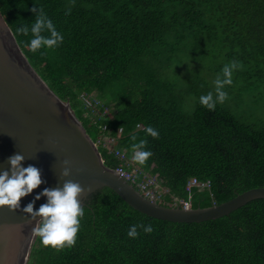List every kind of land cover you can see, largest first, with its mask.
<instances>
[{"label": "trees", "instance_id": "16d2710c", "mask_svg": "<svg viewBox=\"0 0 264 264\" xmlns=\"http://www.w3.org/2000/svg\"><path fill=\"white\" fill-rule=\"evenodd\" d=\"M38 10L64 39L33 53L31 31L17 28L30 29ZM0 13L30 64L69 101L93 140L122 127L116 145L132 156L131 137L146 139L152 156L138 165L173 183L179 197H186L189 177L210 181L211 189L194 191L193 208L264 187L258 107L250 105L241 119L251 100L239 91L230 97L227 85L229 96L214 111L200 102L209 92L215 96L205 70L213 61H236L232 80L257 77L264 86V0H0ZM81 94L107 115L86 110ZM149 125L158 138L145 134ZM99 151L115 167L116 159L102 146ZM82 205L76 244L57 250L37 236L27 264H264V198L215 219L181 223L143 214L108 187ZM141 224L154 230L138 227L139 235L129 237V228Z\"/></svg>", "mask_w": 264, "mask_h": 264}, {"label": "water", "instance_id": "95a60500", "mask_svg": "<svg viewBox=\"0 0 264 264\" xmlns=\"http://www.w3.org/2000/svg\"><path fill=\"white\" fill-rule=\"evenodd\" d=\"M17 153L25 156V167L39 168L44 180L21 198V207L35 201L38 209L47 198L36 200L37 193L44 188L62 187L65 180L83 187L79 197L82 204L92 192L106 186L139 212L172 222L215 219L252 199L264 198V187H256L220 204L185 210L141 196L104 164L69 101L60 98L39 76L0 13V172L10 169L8 158ZM65 167L71 169L67 177L62 175ZM28 219L20 210L0 207V264H27L37 238L32 231L35 222Z\"/></svg>", "mask_w": 264, "mask_h": 264}, {"label": "clouds", "instance_id": "9594fccd", "mask_svg": "<svg viewBox=\"0 0 264 264\" xmlns=\"http://www.w3.org/2000/svg\"><path fill=\"white\" fill-rule=\"evenodd\" d=\"M33 11L36 10L34 9ZM68 11L70 12L71 9ZM17 31L23 35H28L29 31H31L32 39L28 46L33 53H36L43 48L52 49L58 47L64 39L62 33L57 30L53 21L47 17L42 10H38L35 22L30 29L28 26H21L17 28ZM44 33H48V35H44ZM238 67L239 65L236 61L223 66V78L218 76L215 80V96L212 92H209L207 95H202L200 97L202 105L209 110L214 111L218 102L223 103L228 98V93L224 90L225 85H231L233 83V70ZM84 108L87 110L86 107ZM98 111L99 118L101 119L107 115V109ZM138 126L141 127V125ZM120 128L122 129V127H119L118 130ZM106 130L107 126L105 130L101 128L102 132H105ZM118 130L116 136H106L103 133L97 137V140H93L96 147H98V150L99 146H102L108 154L116 159V165L115 167H109L101 155L102 161L108 168L112 169L116 175L129 183L141 196L150 201L166 205L163 203L162 194L159 191V185L163 183L164 180L157 178L155 175L147 170H143L139 166L145 165L148 159L152 156L151 150L146 147L147 140L140 139L137 141V137L132 136V156H129L123 148L116 145L117 137L122 132L121 130L119 133ZM145 134L150 135L153 138L159 137V131L151 125L145 128ZM107 137H113L115 139L114 144L111 147L104 145V140ZM115 150L124 152L128 160V164L124 165V167L132 174L130 180L125 179L115 172V168L122 164V161L116 156ZM24 160L25 156L23 154H14L8 158L10 169L0 172V207L7 206L10 211L20 210L27 214L29 218L28 221L35 222V226L32 229L33 233L40 237L44 246H51L57 250L65 246H74L77 241V234L80 230L81 219L85 215V209L79 199L84 191L83 187L78 182L65 180L62 187L44 188L41 193H37L35 197L36 200H39L41 196L47 198L46 203L42 204L38 209L34 207L35 201L29 202L27 205L21 207V198L31 194L34 189H37L42 183H44L41 170L34 165H28L25 167L23 165ZM65 163L67 164L68 162L65 161ZM70 174L71 169L65 167L62 175L67 177ZM136 182L145 183L146 186H150V188L155 187L156 199L146 197L136 185ZM203 188L211 189V183L209 180H202L196 176L189 177L185 184L186 197H179L178 200H175L178 204L177 207L185 210L194 209L192 205H190V201L192 203V199L195 195L194 191L196 190L197 192V190ZM183 202L187 203L186 208ZM167 206L171 205L167 204ZM36 218H39V220L37 221ZM138 227L142 228L146 233H151L154 230L151 224L132 225L128 230V236L132 238L137 237L139 235L137 230Z\"/></svg>", "mask_w": 264, "mask_h": 264}, {"label": "rangeland", "instance_id": "374dc122", "mask_svg": "<svg viewBox=\"0 0 264 264\" xmlns=\"http://www.w3.org/2000/svg\"><path fill=\"white\" fill-rule=\"evenodd\" d=\"M218 61H213L211 63V68L207 69L205 67L206 70V74L213 78L214 80L217 79V77H223V66H217ZM34 68V67H33ZM35 69V68H34ZM36 70V69H35ZM212 70V71H209ZM234 77V76H233ZM233 83L231 85H227L228 90H229V95L230 97L232 95H235L237 91H239L240 95H243L244 101H246L248 98L251 101H246V103L244 104L239 116L241 119H246L247 115L249 113V107L250 105L253 106H257V112L262 116L264 115V86L261 85L260 81L258 80L257 77H250L249 79H233ZM56 93V92H55ZM80 97L82 98V95H80ZM240 101V100H239ZM173 183L171 182H163L159 185V191L162 194L163 197V203L164 204H169L173 207H177V203L175 202V200L179 199V196L176 195V193H174L173 191V187L172 185ZM167 195V196H166ZM171 200V201H168ZM191 201H190V205H191ZM181 223V222H179Z\"/></svg>", "mask_w": 264, "mask_h": 264}, {"label": "built area", "instance_id": "2783aa9c", "mask_svg": "<svg viewBox=\"0 0 264 264\" xmlns=\"http://www.w3.org/2000/svg\"><path fill=\"white\" fill-rule=\"evenodd\" d=\"M82 95V100L84 101L85 103V107L87 109H92V112L99 116V111L98 109L95 108V106L98 104V101L96 100H92L90 99V96H87V95H84V94H81ZM103 130L106 129V125H103L101 127ZM121 128L118 130V132L120 133L121 132ZM114 141L115 139L113 137H107L105 140H104V145L105 146H108V147H111L113 144H114ZM115 154L116 156L122 161V164L117 166L115 168V172L118 173L120 176L124 177L125 179H128L130 180L132 178V174L130 171H128L124 165L128 164V160L124 154V152H121L120 150H115ZM135 182V181H133ZM136 185L139 187V189L144 193V195L150 199H156V194H155V187H151L150 186H146L145 183H138L136 182ZM184 203V206L185 208L187 207V203L186 202H183Z\"/></svg>", "mask_w": 264, "mask_h": 264}, {"label": "bare ground", "instance_id": "6f19581e", "mask_svg": "<svg viewBox=\"0 0 264 264\" xmlns=\"http://www.w3.org/2000/svg\"><path fill=\"white\" fill-rule=\"evenodd\" d=\"M228 41V40H227ZM234 41V40H233ZM234 43V42H233ZM237 45V44H236ZM234 46V45H233ZM232 47V46H230ZM194 48V47H193ZM196 48V47H195ZM237 48V47H236ZM240 48V47H239ZM194 54V53H193ZM241 64V63H240ZM40 76V75H39ZM41 77V76H40ZM44 81V80H43ZM53 90V89H52ZM230 94V93H229ZM229 96V95H228ZM167 196V195H166ZM179 196V195H178Z\"/></svg>", "mask_w": 264, "mask_h": 264}]
</instances>
